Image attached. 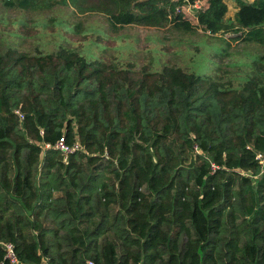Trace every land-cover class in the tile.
I'll return each mask as SVG.
<instances>
[{
	"label": "trees",
	"instance_id": "obj_1",
	"mask_svg": "<svg viewBox=\"0 0 264 264\" xmlns=\"http://www.w3.org/2000/svg\"><path fill=\"white\" fill-rule=\"evenodd\" d=\"M159 2L4 0L121 26L159 24ZM224 13L207 0L198 22L214 30ZM236 23L261 39L264 0ZM114 63L66 45L0 54V243L21 264H264V64L234 87L166 66L136 80ZM61 138L81 148L65 162ZM195 148L201 163L184 167Z\"/></svg>",
	"mask_w": 264,
	"mask_h": 264
},
{
	"label": "rangeland",
	"instance_id": "obj_2",
	"mask_svg": "<svg viewBox=\"0 0 264 264\" xmlns=\"http://www.w3.org/2000/svg\"><path fill=\"white\" fill-rule=\"evenodd\" d=\"M179 1L182 7L177 5L172 14L170 5L179 4ZM221 1L225 13L212 30L198 22L200 10L206 8L207 0L191 3L188 0H163L158 6H165L167 18L160 19L159 24L122 26L113 25L105 15L78 14L71 6L60 3L47 9H26L18 5L8 7L0 0V54L9 48L31 54L38 50L53 52L59 45H66L88 60L103 59L110 65L121 63L122 67L132 71L136 80L142 78L143 73L160 72L166 66L210 78L218 73L222 82L241 86L252 73L253 62L264 64V23L261 39H244L247 28L237 25L236 15L241 5H251L254 0ZM178 8L183 19L188 20V27L174 24ZM68 27L75 33L67 30ZM18 117L21 119L19 114ZM200 155L195 151L184 167L199 165ZM104 165L106 160L100 162L99 168ZM262 166L264 168V157ZM106 179L110 184H117L109 174ZM142 191L148 194L145 187ZM117 210V205L111 207L112 214Z\"/></svg>",
	"mask_w": 264,
	"mask_h": 264
},
{
	"label": "built area",
	"instance_id": "obj_3",
	"mask_svg": "<svg viewBox=\"0 0 264 264\" xmlns=\"http://www.w3.org/2000/svg\"><path fill=\"white\" fill-rule=\"evenodd\" d=\"M21 117V115H20ZM22 118V117H21ZM55 149L58 150L62 156L64 157V162L66 161V158L69 154L72 152L81 149L78 144H75L73 147H69L63 138H61L58 143L55 145ZM196 151H198L197 148H195ZM263 155L257 154V160L262 164L263 162ZM212 171L216 169V167L212 164L211 165ZM0 247L3 250V259L0 261V264H21L19 261L14 245L10 242H1ZM88 264H93L92 262H88Z\"/></svg>",
	"mask_w": 264,
	"mask_h": 264
},
{
	"label": "crops",
	"instance_id": "obj_4",
	"mask_svg": "<svg viewBox=\"0 0 264 264\" xmlns=\"http://www.w3.org/2000/svg\"><path fill=\"white\" fill-rule=\"evenodd\" d=\"M42 264H44V263H42Z\"/></svg>",
	"mask_w": 264,
	"mask_h": 264
}]
</instances>
